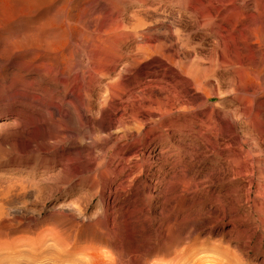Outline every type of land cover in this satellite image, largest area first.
<instances>
[{
    "label": "bare ground",
    "instance_id": "bare-ground-1",
    "mask_svg": "<svg viewBox=\"0 0 264 264\" xmlns=\"http://www.w3.org/2000/svg\"><path fill=\"white\" fill-rule=\"evenodd\" d=\"M59 1L61 0H0V62L5 63L3 69H7L9 65L13 67L10 62L16 61L14 64L16 67H25L29 72L30 70H42L40 78L37 77L39 82L42 78L50 80L48 82L51 83L54 81L52 84L62 86L64 98L68 94L73 96L69 102L71 109H64L65 107L62 106L64 104H62L58 110L56 121L58 124L55 123V125L60 127V133H71L67 127L70 126L69 123H74L78 127L72 130L84 134L94 120L103 117L107 111L104 117L109 119V123L114 119L113 117L119 116L117 123L123 128V137L128 141L127 148L133 150L136 147H151L149 156L155 163L160 161L169 163L170 158L174 156L176 164L183 162L185 156H189L188 161L183 164L185 169L187 165L196 161L201 162L202 158L206 160L209 156H214V159L211 158L210 166L218 169L215 177L222 187H226L224 197L240 192L237 186L233 187L237 181L234 177L238 172H246V175L252 179H263L264 169L261 170L259 166L256 169V164L260 161L257 155L259 153L261 157L263 153L261 149V144L264 143L262 133L264 112L261 110L263 105L257 103V108L253 109L254 101L261 95L257 91L261 88V82L252 78L255 72L259 73V64L264 59V54L259 51L260 46L264 45V16H261L263 12L251 17L255 23L258 21L257 24L251 25V30L244 25L236 35L234 34L236 25L246 21L251 13L250 8L251 10L260 9L262 0H215L221 8L227 9L229 6L232 8L224 11V14H231L232 18L220 16V21L226 23L227 17H230L233 24L231 23V30L225 41L214 49L212 54H202L205 44L197 40L203 16L208 13L207 9H210L214 3L212 0H194L190 6L193 19L173 26L174 28L168 25L167 29H161L162 31H159L157 35H152L148 31L142 32V35L137 33V30L144 26L143 13H147L132 12L128 9L134 4L149 2V0H95L94 8L91 9L87 20L89 27L83 38L77 26L64 22L55 23V17L58 18L59 12H53V14L51 11ZM167 1L161 0V3L165 4ZM127 15L131 17L130 21H127ZM183 27L189 33L187 36L183 35ZM137 34L141 36V42L131 50L134 40L138 39ZM250 36L255 41L251 42ZM156 42L162 51L158 54L150 49V43L154 45ZM124 48L129 49L125 51ZM74 53L79 56L75 57ZM1 63L0 66H2ZM118 67H121L119 71ZM151 70L161 72V83L165 82V78L166 81L172 83V87L176 89L173 97L167 95L169 92L167 93L166 90H171L170 88H157V86L155 89L151 88V95L148 93L146 97L139 98L143 96L142 93L145 90L140 93L136 90L150 86L143 80L151 74ZM116 71L118 72L115 75ZM6 72H3L5 76L11 75H7ZM112 73L116 76L113 75L115 78L111 77ZM10 77L9 90L15 92L19 82H21L19 91L35 93L39 90L34 88L35 82L38 81H36L37 78L32 82L24 81V79L22 81L21 72H12ZM107 80L108 82H105ZM244 81L246 86L243 85ZM250 92L252 94H249ZM227 96L233 97L235 102L241 103L242 107L233 111L231 108L221 106L219 102L210 106L205 105L215 97L221 102ZM124 104L125 107L122 108ZM238 117L243 119L244 127L259 128L261 134H252L244 128L237 133ZM150 121L154 126L146 131V124ZM194 128L197 129L194 130ZM155 129H158V132L152 135ZM133 130L137 136H133ZM80 134L77 135L80 136ZM135 139L138 140L135 141ZM231 144L232 146L237 145V152L233 151ZM241 150L246 151L244 152L245 157L240 155ZM176 173L175 171V175ZM209 177L211 178L212 175ZM187 180L182 179L186 181L187 186L186 184L177 186L179 181L176 180L178 181L175 182L177 187L174 188L173 185L175 191L172 192V198L163 202L159 215L154 213V222H157L158 217H161L164 212H169L170 208L181 207L183 194L191 190L195 191L199 186L202 188L203 183L198 182L197 179L192 178L188 180L189 183ZM221 191L220 189L216 192L217 198L220 197ZM207 193L215 194L211 189ZM233 202L240 206L243 205V196H238ZM229 207L234 226L238 219L232 210L234 208ZM127 209L124 202L116 211L118 220H124L138 211L133 210L132 212ZM220 210L222 213L220 218L209 224L193 223L191 226V234L209 228L208 238L203 240V246L199 249H190V255L185 257L182 254L180 259L173 260L170 264H232L231 259H228L227 249L224 251L222 247L210 241V239H215V228L226 220L225 210ZM172 223L176 226L181 225L177 218ZM113 225L105 233L107 244L120 251V254L121 251L128 250L125 252L132 254L133 263L131 264H147L144 256L151 254L152 249H147L151 235H147L145 246L140 245L142 248L131 244L139 237L141 238L144 226L133 225L131 229L124 228L120 232L115 229V222ZM179 231L182 232V228H179ZM232 234V230L227 232L223 230L220 233L221 236ZM72 238L59 233L58 236L53 237L52 244H49L48 238L41 236L28 243L30 248L28 251L20 250L18 245L14 247L1 245L0 264L7 263V261L10 262L9 264H19L23 257H27L31 264H39L43 259H49L50 263L42 264H110L106 262L107 260L100 261L96 252L91 250L82 249L77 252V249H74L77 244L73 243V246H70ZM178 239L181 238L178 237ZM133 253L140 255L141 258L134 256ZM49 256L56 258L50 259ZM214 258L216 261L212 262ZM114 261L117 262L116 258Z\"/></svg>",
    "mask_w": 264,
    "mask_h": 264
},
{
    "label": "rangeland",
    "instance_id": "rangeland-1",
    "mask_svg": "<svg viewBox=\"0 0 264 264\" xmlns=\"http://www.w3.org/2000/svg\"><path fill=\"white\" fill-rule=\"evenodd\" d=\"M193 1L168 0L164 4L161 3V0H149V2L134 4L128 9L132 12L147 13H143L144 26L139 29L141 32L137 30V33L142 35V32L148 31L152 35H157L159 31H162L161 29H167L168 25L170 28H174L173 26L191 20L193 17H191V13L193 12L190 6H192L191 2ZM59 2L51 11L52 13L59 12L58 18L55 17V23L64 22L71 26H77L81 38H83L89 27L87 20L91 9L94 8L95 0L84 2L83 0H61ZM212 2L214 3L210 6V9H214H207L208 13L203 16L202 26L199 28L200 34L197 37L199 42L205 44L202 54H212L214 49L225 41L232 26L231 14H224L226 8H221L215 0H212ZM263 4L264 0H262L260 9L251 10L250 8L251 13L246 21L238 23L237 27L235 26V35L244 25L251 30V25L258 23V21L255 23L251 17H255L262 12L261 16H264ZM230 9L232 8L229 6L226 10ZM220 16H230L231 18L227 17V20L230 21L225 23L220 21ZM126 19L130 21L131 17L127 15ZM184 30L185 28L183 29V35L187 36L189 33ZM139 36L131 45V50L140 44L141 36ZM250 41L253 42L255 39L250 36ZM156 44L158 43L156 42L154 45ZM150 45L153 53L162 52L159 49V44L154 46L150 43ZM262 45L259 51L264 54V48H262L264 45ZM76 55L77 53L75 57L79 56ZM262 60L264 61V59ZM263 61L259 64V73L255 72L252 78L258 82L260 81L262 88V90L261 88L257 90L261 95L256 99L257 101H254L253 109L257 108L256 105L262 104L261 110L264 112ZM10 63L13 67L8 64L7 69H3L4 62L0 66V246L14 247L18 245L20 250L28 251L30 241L46 236L49 244H52L53 237L55 238L59 233H62L67 237H73L70 246L72 247L73 243L77 244V247L74 248L77 249V252L82 249L91 250L96 252L98 258L101 259H98V261L107 260L106 262L110 264H131L133 263L132 254L125 252L128 250L125 249L120 254V251L107 244L105 233H107L108 228L114 226L115 222V229L120 232L124 228L131 229L133 225L144 226L141 238L139 237L131 244L145 246L147 235H151L150 241L147 243V249H152L151 254L143 255L146 258V263L170 264L171 261L180 259L182 254L185 257L190 255L192 248L199 249L203 246V240L208 238L209 228L191 234L192 224H204V222L209 224V222L222 216L220 210L222 209L226 212V220L215 228V239H210L212 244L219 245L224 251L227 249L228 259H231L232 264H264V177H262L263 179H252V177L246 175V172H238V177H234L237 181L233 187L237 186L242 194L239 192L224 197L226 187H222L216 181L217 177H215L218 169L216 170V167L211 168L210 166L211 158L214 159V156H209L206 160L201 156L203 159H201V162L196 161L187 165L185 169L183 164L188 161L189 156H185L183 162L176 164L174 156L170 158L169 163L161 161L155 163L149 156L151 147H136L133 150L127 148L128 141L123 137V128L118 126L117 123L119 116L113 117L114 119L109 123V119L104 117L107 111L103 117L95 119L94 123L90 125L91 130L90 128L87 129L84 134L72 130L74 127H78L74 123H69L71 127H67L71 130V133H60V127L56 126L58 124L56 122L58 110L62 104H64L62 105L63 108L65 107L64 109H71L69 102L73 96L68 94L64 98L62 86L52 84L54 81L51 83L48 82L50 80L42 78L39 82L38 78L42 75V70H30L29 72L25 67H16L14 65L16 61ZM120 68L118 67V71ZM118 71L114 74L116 75ZM3 72H6L7 75H12V72H21L22 81L24 79L27 82L35 81L34 79L38 77L34 88L42 90V92L39 90L35 93H32V91H29L30 93L19 91L21 82L17 83L18 88L16 89L18 91L16 89L15 92L9 90L11 75L5 76L6 74ZM150 73L143 80L150 86L148 88L140 87L136 90L137 93L145 90L142 93L143 96H139V98L146 97V94H152V89L157 86V88H170L171 90L167 89L166 92L172 94H166L169 96L175 95L176 89L172 87V83L166 81V78L165 82L161 83V72L151 70ZM114 74L112 73L111 77L115 78ZM105 82H108V80ZM245 83L244 81L243 85ZM249 94H252V92ZM62 98L65 99V102ZM60 100L63 103L62 101L59 103ZM218 102L221 106L231 108L233 111L242 107L241 103L235 102V99L230 96L223 98L221 102L215 97L206 102L205 105L210 106ZM124 107L125 104L122 105V108ZM94 112L97 111L94 110ZM238 119L237 133L244 128L252 134H261V129H254V126L244 127L243 119L240 117ZM55 123L57 124L55 125ZM150 123L151 121L146 124V131L154 126ZM56 127L58 129H55ZM196 129L194 128V130ZM262 129L264 134V127ZM154 131L152 135L157 133L158 129ZM77 134H80V136ZM132 134L137 136L134 130ZM228 144L230 146V143ZM232 149L237 152V145L234 144ZM261 149L263 152L261 157L259 153L257 156H259V162L262 163L259 164L258 162L256 169L260 167L262 170L264 169V143L261 144ZM244 152L246 151L241 150L240 152L243 157L246 156ZM175 171L177 172L176 175L178 174L177 178ZM210 175H212L211 178ZM185 178L189 181L192 178L197 179L198 182L203 183L202 188L199 186L195 190L196 192L191 190L185 195L183 194L181 207L170 208L169 212H164L161 217H158L157 222H154V213L159 215L163 202L172 198V192L175 191L173 185L176 188L179 185L186 184V181H182ZM175 182H178V185ZM210 189L215 192L214 195L207 193ZM220 189L222 191L219 193L220 197L217 198L218 194L216 192ZM240 195L244 199V204L241 206L233 202ZM124 202L126 209L128 208L132 212L133 210L138 211L124 220H118L116 211ZM229 206L234 208L232 210L238 219L234 226L232 215L229 214ZM176 218L179 224L181 223V225H177L178 227L172 223ZM179 228H182V232L179 231ZM223 230L225 232L232 230L233 234L221 236L220 233ZM179 234L181 235L179 236ZM178 237L181 239L179 240ZM141 246L140 248H142ZM134 256L141 258L138 254H134ZM54 257L49 256L48 258L54 259ZM223 257L225 258V256ZM23 258L19 264H31L27 257ZM48 261L49 259H43L39 264ZM215 261L216 258L212 259V262ZM8 262L5 263L9 264L10 262Z\"/></svg>",
    "mask_w": 264,
    "mask_h": 264
}]
</instances>
